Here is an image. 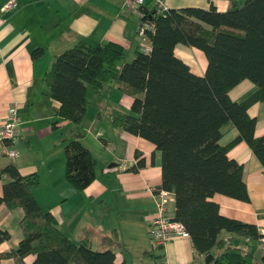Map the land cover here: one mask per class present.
Listing matches in <instances>:
<instances>
[{"label":"trees","instance_id":"1","mask_svg":"<svg viewBox=\"0 0 264 264\" xmlns=\"http://www.w3.org/2000/svg\"><path fill=\"white\" fill-rule=\"evenodd\" d=\"M228 1L231 7L226 11L213 4L208 9H163L155 4L142 16L151 26L143 29L150 42L148 53L137 48L125 61L126 51L117 43L92 46L80 40L55 56L43 81L46 95L59 102L55 115L78 127L86 115L89 91L116 86L132 96L130 112L109 111L110 124L152 142L160 152L159 187L173 194L172 219L184 226L194 251L211 253L209 264H252L264 235L255 224L222 215L210 198L219 193L249 201L243 165L227 156L238 142H246L264 168V134L255 136L256 120L247 112L252 102L264 101V0H244L240 5ZM177 44L203 51L207 64L202 76L175 55ZM42 52L35 49L32 57ZM244 79L258 89L246 101L234 102L229 91ZM228 122L238 134L221 145L220 128ZM64 156L66 181L77 191L85 189L95 179L93 155L72 138L65 142ZM134 156L136 163L127 170L136 172L145 160L138 150ZM0 179H5L0 204L23 211L22 239L1 257L12 258L14 264H124L116 261L112 249L119 245L115 230L102 236L95 249L90 231L74 242L59 229L32 194L39 183L36 173L21 175L10 162L0 166ZM222 232L227 234L221 236ZM7 239L9 233L0 230V243ZM29 255L34 258L28 263ZM260 261L264 264V254Z\"/></svg>","mask_w":264,"mask_h":264},{"label":"crops","instance_id":"2","mask_svg":"<svg viewBox=\"0 0 264 264\" xmlns=\"http://www.w3.org/2000/svg\"><path fill=\"white\" fill-rule=\"evenodd\" d=\"M8 0H0V124L9 106L18 108L20 138L14 144L18 155H0V166L13 162L21 175L36 173L37 186L32 194L44 212L55 218L61 231L74 242L90 231L91 245L99 248L100 238L115 230L118 244L112 246L116 261L124 264H206L205 255L194 251L189 237L176 236L162 248H154L149 222L157 208L150 188L161 183V154L155 145L110 124L109 111L130 112L133 97L116 86H105L91 92L86 115L80 127L55 115L59 102L49 98L43 76L56 55L82 40L92 46L104 42L121 45L126 53L150 46L139 30L148 27L142 21L146 7L151 11L155 2L144 0H15L16 6L3 10ZM240 4L244 0H235ZM226 11L228 0H162L164 8L199 7ZM42 54L32 57L35 49ZM175 55L202 76L207 60L198 48L177 44ZM118 67V66H117ZM258 87L244 79L230 91V99L243 102ZM92 104V108L89 105ZM247 112L256 120L255 136L264 134V101H254ZM65 129L68 130L67 135ZM238 134L230 122L220 128L219 143L225 145ZM77 138L96 160L95 179L83 190H75L65 179V142ZM135 150L140 151L145 165L138 171L127 170L136 163ZM227 156L243 165V180L249 201H241L215 193L210 199L219 205L222 215L255 224L264 235V168L246 142L231 147ZM5 179H0V195ZM166 214L174 216V196L166 206ZM21 208L8 209L0 204V230L9 239L0 243V264H14L12 258L1 257L17 248L22 239L19 220ZM227 233L222 232L221 236ZM152 251L151 254L146 252ZM264 236L252 264H262ZM34 256L25 258L31 262Z\"/></svg>","mask_w":264,"mask_h":264},{"label":"built area","instance_id":"3","mask_svg":"<svg viewBox=\"0 0 264 264\" xmlns=\"http://www.w3.org/2000/svg\"><path fill=\"white\" fill-rule=\"evenodd\" d=\"M157 6L165 9L162 6L161 0H153ZM144 0H133V4H143ZM16 6L15 0H8L3 5V10H11ZM148 27H151L148 25ZM145 28V27H144ZM141 28L139 33L143 36L144 32ZM144 37V36H143ZM145 38V37H144ZM142 51L148 53L150 46H143ZM20 138V117L18 114V108L15 105L8 107L5 118L0 124V155H5L10 158H14L18 155V151L14 148V144ZM150 192L155 200L157 213L149 222V234L153 241L154 248L156 246H164V244L176 237L183 236L189 237L184 226L167 216L166 206L170 201L171 192L160 187L150 188ZM159 264H168L166 260L162 258L159 260Z\"/></svg>","mask_w":264,"mask_h":264},{"label":"rangeland","instance_id":"4","mask_svg":"<svg viewBox=\"0 0 264 264\" xmlns=\"http://www.w3.org/2000/svg\"><path fill=\"white\" fill-rule=\"evenodd\" d=\"M132 57H133V54L127 52V53H126L125 61H130V60L132 59ZM120 65H121V63H118V67H119ZM118 67H116L115 69H118ZM108 88H110V87L108 86ZM111 88H112V87H111ZM91 94H92L91 92H88V99H89V100H90V98H91ZM89 108H90V109L92 108V104L89 105ZM67 133H68V130L65 129V134L67 135ZM92 247H93V248H96V244H93ZM156 249H157V247H156Z\"/></svg>","mask_w":264,"mask_h":264},{"label":"water","instance_id":"5","mask_svg":"<svg viewBox=\"0 0 264 264\" xmlns=\"http://www.w3.org/2000/svg\"><path fill=\"white\" fill-rule=\"evenodd\" d=\"M142 7L144 8V10L142 11L144 14L148 12V10L146 9V7L144 5H142ZM213 259V255L211 253H207L205 255V263L209 264Z\"/></svg>","mask_w":264,"mask_h":264}]
</instances>
